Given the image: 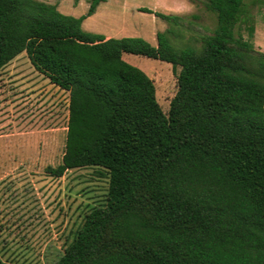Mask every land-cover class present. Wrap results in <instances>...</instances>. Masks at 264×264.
Masks as SVG:
<instances>
[{"label": "trees", "instance_id": "1", "mask_svg": "<svg viewBox=\"0 0 264 264\" xmlns=\"http://www.w3.org/2000/svg\"><path fill=\"white\" fill-rule=\"evenodd\" d=\"M86 1L75 18L39 0H0V70L24 52L69 94L61 163L46 173L97 168L108 178L56 264H264V53L253 25L248 39L235 35L245 0H188L216 16L199 48L176 47L172 28L156 46L85 32L105 0ZM123 54L172 66L167 114Z\"/></svg>", "mask_w": 264, "mask_h": 264}, {"label": "rangeland", "instance_id": "2", "mask_svg": "<svg viewBox=\"0 0 264 264\" xmlns=\"http://www.w3.org/2000/svg\"><path fill=\"white\" fill-rule=\"evenodd\" d=\"M39 1L57 5L60 13L75 18L84 15L89 7L86 0ZM140 8L182 20L170 24L153 14L140 12ZM241 10L243 15L235 25V35L248 39V27L253 25L254 37L250 41L255 50L264 53V0H245ZM91 19L88 24L93 23L100 30L125 28L127 36L140 37L151 46H156L157 32L172 28L176 33L169 35V39L176 47L199 48L200 37L216 28L215 14L200 1L188 0H105L99 6L98 16ZM84 31L88 32V28ZM116 35L112 38H119L122 32ZM122 58L153 80L156 100L167 114L177 90L172 66L132 54H123ZM68 95L38 73L24 52L0 70L3 264H56L90 208L105 200L108 178L101 176L97 168L69 170L59 178L45 171L61 163Z\"/></svg>", "mask_w": 264, "mask_h": 264}, {"label": "crops", "instance_id": "3", "mask_svg": "<svg viewBox=\"0 0 264 264\" xmlns=\"http://www.w3.org/2000/svg\"><path fill=\"white\" fill-rule=\"evenodd\" d=\"M77 1V0H76ZM75 1V2H76ZM102 4V3H101ZM100 6V5H99ZM99 6L96 8V10H95V12L91 15V16H89V17H87L86 19H84L83 21H82V23H81V28H82V30L84 31V29L85 28H88V33H93V34H101V35H103L104 37H105V39H108V38H112V37H118L116 34H118V33H120V32H122V35L119 37V38H121V37H126L127 35L124 33V32H126L125 31V28H122V29H119V28H117V29H110L109 31L107 30V31H105L104 29H101L100 30V28L99 27H95L94 25H93V23H90L89 22V24H88V20L90 21V20H92L91 18L92 17H97L98 16V10H99ZM56 7H57V5H56ZM87 22V23H86ZM90 31V32H89ZM115 36H114V35ZM127 37H132V36H127ZM253 37H254V35H253ZM255 38H256V36H255Z\"/></svg>", "mask_w": 264, "mask_h": 264}]
</instances>
